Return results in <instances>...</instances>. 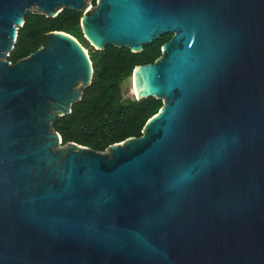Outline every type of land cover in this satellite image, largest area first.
<instances>
[{"label":"water","instance_id":"95a60500","mask_svg":"<svg viewBox=\"0 0 264 264\" xmlns=\"http://www.w3.org/2000/svg\"><path fill=\"white\" fill-rule=\"evenodd\" d=\"M85 2L0 0V264H264V0L85 11L96 49L172 33L133 69L136 98L163 105L102 152L53 127L92 80L76 37L50 31L28 57L1 59L30 7L55 16Z\"/></svg>","mask_w":264,"mask_h":264},{"label":"trees","instance_id":"16d2710c","mask_svg":"<svg viewBox=\"0 0 264 264\" xmlns=\"http://www.w3.org/2000/svg\"><path fill=\"white\" fill-rule=\"evenodd\" d=\"M81 17L82 11L71 8H64L55 16L26 12L7 60L14 64L36 51L46 43V34L54 30L68 32L88 46L80 27ZM171 36L163 34L140 51L112 44L102 49L89 46L93 65L91 83L83 89L82 98L72 105L71 111L53 122L62 142H76L102 152L128 137L141 136L145 123L159 111L163 100L155 96L123 97L121 82L132 74L135 66L159 58L163 44Z\"/></svg>","mask_w":264,"mask_h":264},{"label":"rangeland","instance_id":"374dc122","mask_svg":"<svg viewBox=\"0 0 264 264\" xmlns=\"http://www.w3.org/2000/svg\"><path fill=\"white\" fill-rule=\"evenodd\" d=\"M98 2H99V0H86V2H85V4H86V6H85V8H83V10H80V11H82V15L85 13V11H88V12H93L94 10H95V8H96V6H97V4H98ZM28 11H31V12H36V13H38V14H44V13H40V10H39V8L37 7V6H32V7H30L29 8V10ZM27 11V12H28ZM46 16H49V15H47V14H45ZM80 27H81V31H82V34H83V37L86 39L87 37H86V35L83 33V30H82V26H81V23H80ZM172 34V33H171ZM17 38V37H16ZM86 41H87V43H88V46H86V45H84L82 42V46L83 47H85V49H86V51L88 52V54L90 55V52H89V50H90V47H92L93 49H96L95 48V46H93V45H91V43L86 39ZM16 42V41H15ZM14 45H15V43H14ZM90 46V47H89ZM13 49V48H12ZM12 49H10L9 51H5V54L1 57V59H3V60H5V59H7V57H8V55H9V53H10V51L12 50ZM33 53V52H32ZM32 53H30V54H32ZM29 54V55H30ZM29 55H27V56H25V57H23V58H26V57H28ZM23 58H21V59H23ZM78 86H80V85H78ZM83 87V86H82ZM82 87H80V91H81V88ZM87 87V86H86ZM121 93H122V95H123V97H138V96H136L135 94H133L132 93V81H131V75L130 76H128V77H126L122 82H121ZM161 99L163 100V97H161ZM164 101V100H163ZM88 147V146H87ZM88 148H90V147H88ZM92 149V148H91Z\"/></svg>","mask_w":264,"mask_h":264},{"label":"bare ground","instance_id":"6f19581e","mask_svg":"<svg viewBox=\"0 0 264 264\" xmlns=\"http://www.w3.org/2000/svg\"><path fill=\"white\" fill-rule=\"evenodd\" d=\"M86 35V34H85ZM87 37V36H86ZM88 38V37H87ZM89 39V38H88ZM91 42V41H90ZM80 43V42H79ZM92 43V42H91ZM81 44V43H80ZM93 46L96 47V45H94L92 43ZM82 47L83 50H85V52L87 53L85 47L82 46V44L80 45ZM131 81H132V93L135 94L137 96V91H136V88H135V84H134V71L132 72L131 74ZM142 95H145V94H142ZM141 96V95H140ZM139 97V96H138Z\"/></svg>","mask_w":264,"mask_h":264}]
</instances>
